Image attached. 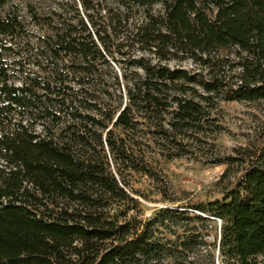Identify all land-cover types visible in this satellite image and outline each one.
<instances>
[{"label": "trees", "instance_id": "obj_1", "mask_svg": "<svg viewBox=\"0 0 264 264\" xmlns=\"http://www.w3.org/2000/svg\"><path fill=\"white\" fill-rule=\"evenodd\" d=\"M55 15L38 55L46 66L36 63L44 76L19 87L0 72V264H159L166 248L128 216L135 199L105 155L106 143L131 161L109 129L131 134L134 112L175 106L172 128L189 131L215 97L264 101V0H80L74 16ZM109 58L124 71L125 107L96 96ZM190 60L197 73L171 67ZM196 89L204 102L170 99ZM218 164L246 167L203 208L222 222L221 264H264V142Z\"/></svg>", "mask_w": 264, "mask_h": 264}, {"label": "rangeland", "instance_id": "obj_2", "mask_svg": "<svg viewBox=\"0 0 264 264\" xmlns=\"http://www.w3.org/2000/svg\"><path fill=\"white\" fill-rule=\"evenodd\" d=\"M75 2L80 0H0V21H13L9 35L0 34V72L6 71L13 85L20 87L44 76L36 63L42 61L46 66L38 55L44 59L40 50L43 41L55 32L48 23L52 17L57 18L55 13L74 16ZM223 54L235 59L233 49ZM171 67L198 72L191 60L175 61ZM100 72L98 100L104 101L108 109L125 107L128 97L121 78L122 66L110 59V63L102 64ZM175 95L199 102L207 97L202 89L184 96L175 90L170 99ZM134 113L139 116V124L133 133L122 127L114 129L113 125L109 129H113L119 148L125 145L130 149L131 161L116 160L104 144L112 173L135 199L127 203L128 216L141 219L151 229L153 241L165 246L166 253L159 264H221L222 222L203 208L222 201L235 189L246 169L218 161L248 155L263 144L264 101L224 102L215 97L203 105L201 123L189 131L172 128L175 106L168 112L160 111V115L150 111Z\"/></svg>", "mask_w": 264, "mask_h": 264}]
</instances>
